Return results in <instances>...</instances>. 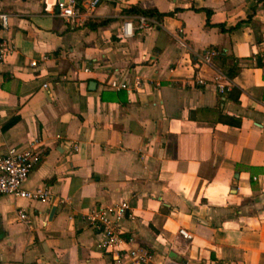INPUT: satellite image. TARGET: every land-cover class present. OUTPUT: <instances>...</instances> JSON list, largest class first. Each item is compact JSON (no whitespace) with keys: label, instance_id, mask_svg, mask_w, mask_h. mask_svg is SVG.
I'll return each mask as SVG.
<instances>
[{"label":"crops","instance_id":"1","mask_svg":"<svg viewBox=\"0 0 264 264\" xmlns=\"http://www.w3.org/2000/svg\"><path fill=\"white\" fill-rule=\"evenodd\" d=\"M54 3L0 0V154L33 147L23 187L51 192L0 194V264H128L82 219L123 199L121 236L152 262L264 264V0H99L74 27ZM130 6L165 14L122 38ZM206 49L238 59L224 94Z\"/></svg>","mask_w":264,"mask_h":264},{"label":"built area","instance_id":"2","mask_svg":"<svg viewBox=\"0 0 264 264\" xmlns=\"http://www.w3.org/2000/svg\"><path fill=\"white\" fill-rule=\"evenodd\" d=\"M99 0H55V15L71 26H78L92 16ZM7 25V14L0 13V26ZM158 22L152 17L134 13L128 16L120 25V37L126 38L132 34L134 28L146 29L157 26ZM11 46L4 38H0V61L11 52ZM218 54L214 49H206L195 55L196 61L200 64L211 66L212 59ZM34 65V62H30ZM86 71L87 68H84ZM195 83L204 84V79L197 77ZM212 83L219 94H224L229 89V83L224 74L215 70ZM45 86V84H42ZM108 85L114 89H127L125 82L116 78L108 80ZM75 148V146L73 147ZM39 160V152L33 147L22 149L8 146L0 154V194H8L21 197L27 200H49L50 190L46 186H35L30 189L23 187V182L27 178L33 165ZM129 203L126 199L120 200L114 207L93 206L82 213V219L91 226L97 236L98 245L105 252H115L117 258H126L128 264H165L163 261L152 262L151 254L145 247L134 243L133 236H121V226L119 220L129 211ZM18 222H27V215L22 209L15 211ZM179 234L185 239L190 238V234L183 229H178Z\"/></svg>","mask_w":264,"mask_h":264},{"label":"trees","instance_id":"3","mask_svg":"<svg viewBox=\"0 0 264 264\" xmlns=\"http://www.w3.org/2000/svg\"><path fill=\"white\" fill-rule=\"evenodd\" d=\"M125 12L135 13V14L139 13V14H144V15H147V16L155 15L156 18H160L162 15L165 14V13H157L156 11L140 9V8L134 7V6L128 7L125 10ZM166 14H170V12H167ZM205 14H206V20H207L206 24H208V16H209L208 10H206ZM216 57L219 59V66L221 67V70H222L223 74L227 78L231 79L237 73V71L239 70L238 59L232 58L231 63H225L226 57H224L221 54H218ZM255 58L257 60V56ZM258 63L259 62L256 61L255 64L258 65Z\"/></svg>","mask_w":264,"mask_h":264},{"label":"water","instance_id":"4","mask_svg":"<svg viewBox=\"0 0 264 264\" xmlns=\"http://www.w3.org/2000/svg\"><path fill=\"white\" fill-rule=\"evenodd\" d=\"M94 85H95V83L92 80H90V81H88L87 87L89 89H93L94 88Z\"/></svg>","mask_w":264,"mask_h":264}]
</instances>
